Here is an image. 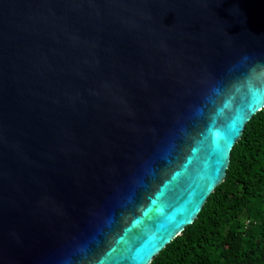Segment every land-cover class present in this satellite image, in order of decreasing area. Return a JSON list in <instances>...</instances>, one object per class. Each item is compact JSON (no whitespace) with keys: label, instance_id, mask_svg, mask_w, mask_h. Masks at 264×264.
<instances>
[{"label":"water","instance_id":"95a60500","mask_svg":"<svg viewBox=\"0 0 264 264\" xmlns=\"http://www.w3.org/2000/svg\"><path fill=\"white\" fill-rule=\"evenodd\" d=\"M264 108V0H0V264H151Z\"/></svg>","mask_w":264,"mask_h":264},{"label":"trees","instance_id":"16d2710c","mask_svg":"<svg viewBox=\"0 0 264 264\" xmlns=\"http://www.w3.org/2000/svg\"><path fill=\"white\" fill-rule=\"evenodd\" d=\"M151 264H264V108L247 123L198 218Z\"/></svg>","mask_w":264,"mask_h":264},{"label":"flooded vegetation","instance_id":"af4514ba","mask_svg":"<svg viewBox=\"0 0 264 264\" xmlns=\"http://www.w3.org/2000/svg\"><path fill=\"white\" fill-rule=\"evenodd\" d=\"M174 263V261H172Z\"/></svg>","mask_w":264,"mask_h":264}]
</instances>
